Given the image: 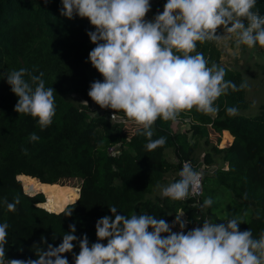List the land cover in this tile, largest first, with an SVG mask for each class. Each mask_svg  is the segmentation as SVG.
<instances>
[{"label": "trees", "instance_id": "16d2710c", "mask_svg": "<svg viewBox=\"0 0 264 264\" xmlns=\"http://www.w3.org/2000/svg\"><path fill=\"white\" fill-rule=\"evenodd\" d=\"M61 6V0L48 3L0 0V73L21 68L33 75L42 72L45 87L55 90L56 106L52 124L41 131L36 119L14 111L19 98L11 91L6 76H0V201L19 200L14 212L0 203V223L9 224L6 259H36L35 252L42 246L41 237L58 246L70 224H75L77 236L86 233L90 244L95 243V224L103 216L112 215L109 211L112 206L125 216L151 214L168 223L178 213H184L191 221L188 226H202L203 219L226 223L225 219L235 214L223 210V200L214 198L215 191L207 188L208 183L231 193L234 210L248 211V218L239 224V230L250 229L253 237L259 239L264 232V103L253 115L229 114L228 107L247 108L242 88L219 97L215 101L219 107L217 113L203 114L195 108L182 112L177 120L186 121L183 131L172 130V121L158 118L152 126V139L163 136L166 143L147 151V140L138 134V127L126 135L121 125L110 121L107 114H89L65 98L77 94L91 101L90 85L95 80L103 81V77L88 61L95 45L86 33L94 31V26L87 18L76 16L70 20L61 16ZM257 7L259 15L264 16V0H257ZM216 43L198 42L196 51L203 53L209 66L216 64L225 69V81L238 86L244 84L238 70L222 64ZM261 53L264 56V47ZM210 130L216 133L223 130L219 145L222 147L208 143ZM33 132L40 139L30 143L29 135ZM199 141L209 145L202 153L201 162L195 155ZM115 143H119L120 152L108 155L106 147ZM22 149H27L28 155ZM166 149L171 150L174 161L166 158ZM213 155L220 158L224 167L211 169V174L202 180L206 185L202 184L197 200L188 197L171 201L161 195L158 200L147 198L163 182L164 174H173L168 186L180 179L177 172L184 162H190L197 170L199 163L212 165ZM72 178L79 180L78 188L63 185ZM19 181L22 186L25 181L37 183L45 195L46 203L42 207L46 210L35 205L43 201L40 195L27 196L21 192ZM50 189L74 190L78 197L57 212L51 208L52 202L45 193ZM208 197L213 200L210 208L195 206ZM69 210L72 215L66 216L64 213ZM79 250L78 245L73 249L76 254ZM63 255L73 264L70 253Z\"/></svg>", "mask_w": 264, "mask_h": 264}, {"label": "clouds", "instance_id": "9594fccd", "mask_svg": "<svg viewBox=\"0 0 264 264\" xmlns=\"http://www.w3.org/2000/svg\"><path fill=\"white\" fill-rule=\"evenodd\" d=\"M61 4V16L87 18L95 29L86 33L95 45L88 61L103 81H93L88 96L101 109L115 110L112 117L125 113L146 138L147 151L166 143L163 136L152 139L158 118L176 121L193 108L217 113L219 97L245 87L225 81L223 67L209 66L203 53L196 51L198 42H220L235 35L238 45L264 47V16L259 15L257 0H167L163 12L151 20L145 19L150 0H61ZM221 28L223 34H218ZM0 76H6L19 98L14 111L36 119L41 131L47 129L56 114L55 90L45 87L43 73L33 75L21 68ZM226 111L235 115L237 109ZM39 139L35 132L29 135L30 143ZM22 153L28 155V150ZM179 177L161 189L162 198L182 201L190 190L200 194L201 173L190 162H184ZM0 203L14 212L19 200L10 203L3 198ZM212 204L208 197L200 207ZM109 211L111 216L95 224V243L90 244L86 233L77 236L75 224H70L58 246L41 237L36 259H6L9 224L0 223V264H69L65 253L72 255L73 264H264V232L259 239L250 229L241 232L242 222L235 217L220 224L203 219L202 227L185 231L191 221L184 213L175 215L170 224L151 214L125 216L115 206ZM64 214L71 216L72 210ZM177 226L179 231H173ZM77 245L78 254L73 251Z\"/></svg>", "mask_w": 264, "mask_h": 264}, {"label": "rangeland", "instance_id": "374dc122", "mask_svg": "<svg viewBox=\"0 0 264 264\" xmlns=\"http://www.w3.org/2000/svg\"><path fill=\"white\" fill-rule=\"evenodd\" d=\"M217 31L218 34H223L222 28L218 29ZM216 44L221 52L222 64L238 70L241 73L245 85L244 99L248 106L244 110H237V112L243 115L256 114L258 111V106L264 103V56L261 53V47L259 45L252 48H249L248 46L242 47V45L237 44L235 35H232L231 39H224L220 42H217ZM65 98L72 104L85 108L87 112L92 115L107 114L110 110H112L101 109L99 105H97L94 101H86L77 94H68L65 96ZM133 126L134 128L137 127V125L135 124H133ZM186 127L187 123L185 120H176L171 122L172 130L183 131ZM218 135V133L210 130L208 133V143L216 144L217 147H220L219 145L221 138ZM208 148V144L202 145L201 141L198 142V147L196 149L195 155L199 162L202 161L201 157L203 151L207 150ZM165 155L167 159L174 161V157L170 149H166ZM214 167H224L220 158L216 155H213V163L210 166H204L202 163H199L197 169H199V171L202 173V180L211 174V169ZM172 175L173 174L171 172L164 174L163 182L159 184L160 187H156L153 192L148 195L147 198L158 200V198L160 197L161 189L167 186V183L169 182ZM19 182L21 186V192L23 194L27 196H41L43 201L35 204L36 206L42 207L46 203L45 195L40 191L36 182L25 181L23 184L24 189L22 186V182ZM202 184L203 186L206 185L204 181L202 182ZM63 185H70L78 188L79 180L76 178H72L65 181ZM217 187L218 185L214 183L207 184L208 189H212L215 191L214 198L216 200H223V210L228 211L230 215L235 214V218L239 219L241 222L246 221L248 218V211L246 212V210L244 209H242V211L234 210L232 208V206L234 205L231 203V193L221 187ZM45 193L48 196L49 200L52 202L51 208L54 211L61 210L67 203L75 201L78 196V192L74 190L50 189ZM180 214L181 213H178L177 215ZM171 222L169 223L171 224ZM192 227H196L195 224L187 226L185 231L192 229ZM173 231H179L178 226L177 228L173 229Z\"/></svg>", "mask_w": 264, "mask_h": 264}, {"label": "built area", "instance_id": "2783aa9c", "mask_svg": "<svg viewBox=\"0 0 264 264\" xmlns=\"http://www.w3.org/2000/svg\"><path fill=\"white\" fill-rule=\"evenodd\" d=\"M113 114H115V111L114 110H110L107 113V118L110 121H112V122L119 123L121 125V129L123 130V132L126 135H130L134 131V129L137 128V127L134 128V126H133L134 123L132 121L128 120L125 114L118 112V113H116V115L114 117H112ZM126 127H128L129 129L126 128ZM119 152H120L119 143L111 144V145H109V146L106 147V153L108 155H111V156L117 155ZM195 171L200 172L199 169H197ZM179 172L180 171L177 172V175L178 176H179ZM201 192H202V173H201V188H200V194L199 195H194L192 193V191L190 190L188 197H193L194 199L197 200L198 197L201 195ZM195 206L198 207L199 204L196 202L195 203Z\"/></svg>", "mask_w": 264, "mask_h": 264}, {"label": "crops", "instance_id": "0c3cea01", "mask_svg": "<svg viewBox=\"0 0 264 264\" xmlns=\"http://www.w3.org/2000/svg\"><path fill=\"white\" fill-rule=\"evenodd\" d=\"M166 2H167V0H150L151 10L149 11V13H147L145 19L146 20H151V19L154 18L155 14H157V12L162 13L163 12V9H164V5L166 4ZM222 131L220 133H218L219 134L218 136L220 138H221V135H222L221 134ZM231 139H232V137H231ZM231 139L229 141H226L225 142V145L226 144H229L231 142ZM220 147H222V146H220Z\"/></svg>", "mask_w": 264, "mask_h": 264}, {"label": "water", "instance_id": "95a60500", "mask_svg": "<svg viewBox=\"0 0 264 264\" xmlns=\"http://www.w3.org/2000/svg\"><path fill=\"white\" fill-rule=\"evenodd\" d=\"M77 197H78V196H77ZM73 202H74V201H73ZM69 203H72V202H69ZM69 203H67V204H69ZM64 207H65V206H64ZM64 207H63V208H64ZM42 208H43V207H42ZM63 208H62V209H63ZM62 209H61V210H62ZM61 210H59V211H61ZM59 211H57V212H59ZM50 212H53V211H50ZM57 212H54V213H57Z\"/></svg>", "mask_w": 264, "mask_h": 264}]
</instances>
